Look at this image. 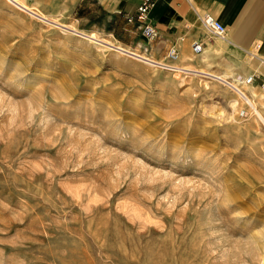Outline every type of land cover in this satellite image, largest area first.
Masks as SVG:
<instances>
[{
	"label": "rangeland",
	"instance_id": "rangeland-1",
	"mask_svg": "<svg viewBox=\"0 0 264 264\" xmlns=\"http://www.w3.org/2000/svg\"><path fill=\"white\" fill-rule=\"evenodd\" d=\"M10 1L0 264H264L263 79H232L260 69L207 31L152 56L125 5Z\"/></svg>",
	"mask_w": 264,
	"mask_h": 264
},
{
	"label": "crops",
	"instance_id": "crops-1",
	"mask_svg": "<svg viewBox=\"0 0 264 264\" xmlns=\"http://www.w3.org/2000/svg\"><path fill=\"white\" fill-rule=\"evenodd\" d=\"M98 2L112 10H121L125 5L126 10L133 11L136 5V0ZM202 13L210 14L224 26V38H217L224 41L231 57L235 52L244 64L260 69L253 72L256 76L254 83L258 84L264 79V66L258 65L255 60H244L246 51L255 49L256 43L259 44L256 55H264V0H154L146 15L154 27L153 37L146 39L152 41L149 50L152 56L160 57L171 46L176 47L178 53H185L193 40L199 42L201 47L208 41L211 43L198 19ZM128 24H133L141 36L135 23ZM179 60L188 63L185 59ZM244 68L249 70L243 66L238 72L244 73Z\"/></svg>",
	"mask_w": 264,
	"mask_h": 264
},
{
	"label": "built area",
	"instance_id": "built-area-1",
	"mask_svg": "<svg viewBox=\"0 0 264 264\" xmlns=\"http://www.w3.org/2000/svg\"><path fill=\"white\" fill-rule=\"evenodd\" d=\"M154 0H136V5L134 7V10L132 13L125 15V21L127 23H135L137 28L139 29V32L141 36L145 39H150L154 35V27L150 23L149 20H147L146 15L147 12L152 5ZM198 19L202 27L210 34L219 37L224 38V26L217 21L215 18H213L210 14L202 13L198 15ZM259 47V44H255V49L246 51V59L248 60H255L258 65L264 66V55L258 56L256 55L255 51L256 48ZM190 50L193 54L197 55L201 51V44L197 42L196 40H193L190 43ZM177 49L174 46H171L166 51V56L169 58H175L177 56ZM255 74L251 73L246 75L241 79V84H253L255 81ZM264 84V79L261 82V85ZM242 102L244 104V107L240 108L237 111V115L239 117H244L247 115V109L250 111H253L252 106L248 103V96L246 97L244 94L241 93ZM254 112V111H253ZM264 125V124H263Z\"/></svg>",
	"mask_w": 264,
	"mask_h": 264
},
{
	"label": "bare ground",
	"instance_id": "bare-ground-1",
	"mask_svg": "<svg viewBox=\"0 0 264 264\" xmlns=\"http://www.w3.org/2000/svg\"><path fill=\"white\" fill-rule=\"evenodd\" d=\"M18 1V0H17ZM15 2L16 4L19 2ZM21 2H22V0H20ZM10 2H13L12 0L10 1ZM20 4V3H19ZM19 4H18V6H19ZM25 5V4H24ZM23 5V3H22V7L23 8H25V6ZM21 7V8H22ZM29 8H31V7H29ZM26 9V8H25ZM28 10V9H27ZM32 10V9H31ZM30 10V11H31ZM36 14V13H35ZM38 14V13H37ZM216 37V36H215ZM219 38V37H218ZM223 39V38H222ZM116 46V45H115ZM205 51L206 50H203V52H201V54L200 55H203L204 53H205ZM129 54H131V53H129ZM136 57V56H135ZM178 57V53H177V56L175 57V58H177ZM147 58V57H146ZM145 61V60H144ZM149 61V60H148ZM146 62V61H145ZM180 62L181 63H183L182 62V60H180ZM177 68H179V66H177ZM246 75H245V73H236V74H234V76L232 77V79H233V82L236 84V85H238V86H241L240 88H245V89H250V90H254L256 87L253 85V84H245V85H243V84H241L240 82H241V79L243 78V77H245ZM235 86V85H234ZM261 87L263 88V90H264V84L263 85H261ZM243 90V89H242ZM243 92V91H242ZM262 97H264V94H262Z\"/></svg>",
	"mask_w": 264,
	"mask_h": 264
}]
</instances>
